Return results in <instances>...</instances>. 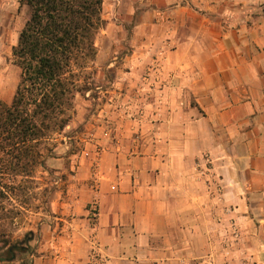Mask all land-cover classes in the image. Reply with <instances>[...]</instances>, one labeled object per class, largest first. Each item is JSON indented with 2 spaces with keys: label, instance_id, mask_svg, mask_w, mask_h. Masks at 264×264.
I'll list each match as a JSON object with an SVG mask.
<instances>
[{
  "label": "crops",
  "instance_id": "0c3cea01",
  "mask_svg": "<svg viewBox=\"0 0 264 264\" xmlns=\"http://www.w3.org/2000/svg\"><path fill=\"white\" fill-rule=\"evenodd\" d=\"M102 18L32 264H264V0H103Z\"/></svg>",
  "mask_w": 264,
  "mask_h": 264
},
{
  "label": "trees",
  "instance_id": "16d2710c",
  "mask_svg": "<svg viewBox=\"0 0 264 264\" xmlns=\"http://www.w3.org/2000/svg\"><path fill=\"white\" fill-rule=\"evenodd\" d=\"M102 3L19 0L26 18L11 49L19 77L10 102L0 99V200L6 197L4 178H31L53 150L47 142L71 121L75 95L92 89L88 70L97 55L95 39L105 26ZM33 238L32 231L14 238L0 229V262L22 258L21 264H32Z\"/></svg>",
  "mask_w": 264,
  "mask_h": 264
},
{
  "label": "rangeland",
  "instance_id": "374dc122",
  "mask_svg": "<svg viewBox=\"0 0 264 264\" xmlns=\"http://www.w3.org/2000/svg\"><path fill=\"white\" fill-rule=\"evenodd\" d=\"M104 15V14H103ZM26 9L19 4V0H0V99L9 103L14 93L19 69L13 65L11 49L16 44L18 33L24 24ZM103 33L100 31L95 39L97 51L100 50L103 41ZM96 58V57H95ZM104 64V63H103ZM98 68V67H96ZM94 61L88 70L92 74V81L95 74ZM77 100L73 103V111ZM69 131V130H68ZM63 131L60 135H55L47 142V146L52 147L50 156L45 154L42 166H36L32 171L31 178L7 180L4 178L2 184L6 186V197L0 200V229L6 230L14 238H21L26 230L34 224L38 218V213L47 211V203L52 191V184L58 178H64L66 174H55L56 164L60 161L53 160L62 157L71 151L77 153L81 145L72 143L65 150L63 142H69L65 135L71 139L72 134ZM56 148V150H54ZM50 158V163L46 160ZM64 168L69 166L70 161H61ZM0 164V172H3ZM4 216H13V219H5Z\"/></svg>",
  "mask_w": 264,
  "mask_h": 264
},
{
  "label": "built area",
  "instance_id": "2783aa9c",
  "mask_svg": "<svg viewBox=\"0 0 264 264\" xmlns=\"http://www.w3.org/2000/svg\"><path fill=\"white\" fill-rule=\"evenodd\" d=\"M66 139L70 140L69 136H66ZM101 151H102V148L100 146H96L95 149H94V152H93V166H94V169H95V171L93 173V177H94L95 181L98 180V176H99L98 172H97V163L99 161V157H100ZM231 234H232V237L234 239H237L239 237V231H238V229L236 228V226L234 224H231Z\"/></svg>",
  "mask_w": 264,
  "mask_h": 264
}]
</instances>
